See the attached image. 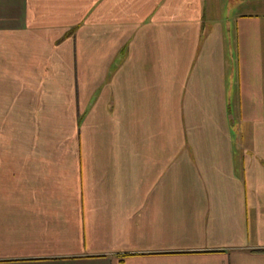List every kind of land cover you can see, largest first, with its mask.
I'll return each instance as SVG.
<instances>
[{
    "label": "crops",
    "instance_id": "obj_1",
    "mask_svg": "<svg viewBox=\"0 0 264 264\" xmlns=\"http://www.w3.org/2000/svg\"><path fill=\"white\" fill-rule=\"evenodd\" d=\"M16 118L0 264H264V0H0Z\"/></svg>",
    "mask_w": 264,
    "mask_h": 264
},
{
    "label": "rangeland",
    "instance_id": "obj_2",
    "mask_svg": "<svg viewBox=\"0 0 264 264\" xmlns=\"http://www.w3.org/2000/svg\"><path fill=\"white\" fill-rule=\"evenodd\" d=\"M29 114H30V118H31V116L34 114V111L30 110ZM10 120H12V119H10ZM12 121L17 122V124L3 126L2 129H6L7 131L3 130L2 132H0V141H3V138H5V137L15 138L18 140L19 135H20L19 131L21 129L20 125L18 124L19 119L16 118V120H12ZM12 140H14V139H12ZM0 147H1V144H0ZM32 147H34V146L32 145Z\"/></svg>",
    "mask_w": 264,
    "mask_h": 264
}]
</instances>
